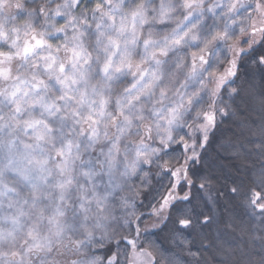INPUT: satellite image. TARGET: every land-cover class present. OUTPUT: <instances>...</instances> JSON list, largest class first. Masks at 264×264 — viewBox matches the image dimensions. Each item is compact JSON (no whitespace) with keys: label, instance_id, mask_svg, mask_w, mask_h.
I'll return each instance as SVG.
<instances>
[{"label":"snow or ice","instance_id":"obj_1","mask_svg":"<svg viewBox=\"0 0 264 264\" xmlns=\"http://www.w3.org/2000/svg\"><path fill=\"white\" fill-rule=\"evenodd\" d=\"M181 7L186 27L162 41L150 35L138 62L127 52L116 64L106 61L102 87L111 93L130 86L114 107L101 93L99 106L73 109L76 140L64 138L68 115L57 128L0 113V133L8 132L6 141L0 135V200H31L36 207L55 195L60 204L49 218L56 224L52 237L28 251L44 252L47 260L63 244L66 230L58 217L67 203L78 222L67 239L83 257L73 264H264V0H217L210 7L182 0ZM175 8L162 6L161 17ZM132 17L133 29L137 17L147 22L142 6ZM207 17L212 24L201 28ZM120 30H126L123 24ZM33 40L25 55L45 44L35 35ZM111 43L119 49L118 40ZM73 54L79 62L81 53ZM59 70L64 73V66ZM120 76L125 80L117 83ZM181 78L185 82L176 88ZM58 83L69 90L61 100L83 106V97L70 94L74 78ZM169 91L176 100L151 109L153 117L164 113L163 124L147 118L153 97L158 93L163 105ZM43 108L50 115L61 111L56 103ZM20 111L17 105V116ZM109 122L117 134L105 144ZM17 130L31 133L36 143L20 141L21 151ZM49 141L50 150L44 147ZM46 153L55 154L54 164Z\"/></svg>","mask_w":264,"mask_h":264},{"label":"clouds","instance_id":"obj_2","mask_svg":"<svg viewBox=\"0 0 264 264\" xmlns=\"http://www.w3.org/2000/svg\"><path fill=\"white\" fill-rule=\"evenodd\" d=\"M76 2L78 0H4L0 5V69L5 73L0 76V113L5 118L12 116L20 120L35 118L48 121L57 128L61 123V116L68 115V119L63 121L67 125L64 138L71 140L78 138L76 132L71 131L75 126L70 115L73 109L86 112L91 107L99 106L101 93L104 98L111 97L110 103L114 107L117 95H124V87L130 86L124 85L111 93L102 87L105 82L102 69L106 61L111 59L113 64H116L127 52L132 55L134 62H138L146 55L145 39L150 35L153 39L161 41L165 35L171 38L173 30L186 27L184 17L187 15V10L181 7L182 0H83L79 7ZM97 3L101 4L100 9H96ZM204 3L206 7H210L216 4L217 0H204ZM172 4L176 6L175 11L162 18L161 7ZM28 5L31 7H27ZM140 6L145 11L147 22L142 23L137 17L133 29L132 13ZM58 9L61 10V15H56ZM29 13L35 15L30 16ZM110 17L114 18V23ZM122 24L126 28L125 31L120 30ZM211 24L212 19L207 17L202 21L201 28ZM33 35L44 40L45 44L42 47H34L32 52L25 55L26 43L35 45ZM133 39L136 41L135 45L132 43ZM111 40L119 41L118 50ZM73 49L81 53L79 62L74 57ZM49 57L55 58L54 64ZM61 65L64 66V73L59 70ZM109 74L118 75L111 72ZM66 76L75 79L76 83L71 85L70 94L77 100L83 97V106L60 99L69 91L58 83ZM131 79V76H127L128 81ZM124 80L125 77L120 76L117 83ZM184 82L181 78L176 83V88ZM13 92L16 93L14 98L11 95ZM158 100L157 93L144 115L163 124L164 113L160 112L159 117H153L151 109L170 105L176 100L174 91H169L163 105L158 103ZM51 103L59 105L61 111L54 115L46 112L43 105ZM17 105L21 108L18 116ZM107 131L109 135L108 139L104 140L105 144L117 134L115 125L111 122L107 125ZM133 131L135 132V129ZM140 131L143 132V128ZM0 135L7 140V130ZM17 135V146L21 151L24 149L20 141L36 143L31 133L23 135L17 130ZM56 135L59 136V132ZM125 142L129 147L135 146L131 140ZM44 147L50 150L51 141ZM46 154L52 155L54 164L55 154ZM55 179L56 173L53 169L50 181L54 183ZM58 206L60 204L55 195L42 199L36 207L32 206L31 200L28 204L12 203L8 198L0 200V233L4 237L0 240V264H22V261L23 264H73L74 261L82 259L83 257L76 253L75 246L67 239L68 233L78 225V222L73 220L76 209L67 203L62 206L65 216L58 217L66 230L63 244L55 245L47 260L43 259L44 252L28 251L33 244L43 243L52 237L56 224L50 222L49 218L55 216ZM21 209L23 215L20 214Z\"/></svg>","mask_w":264,"mask_h":264},{"label":"trees","instance_id":"obj_3","mask_svg":"<svg viewBox=\"0 0 264 264\" xmlns=\"http://www.w3.org/2000/svg\"><path fill=\"white\" fill-rule=\"evenodd\" d=\"M225 131H228V129H225ZM136 183H137V185H139V183H140V182H139V181H137Z\"/></svg>","mask_w":264,"mask_h":264}]
</instances>
